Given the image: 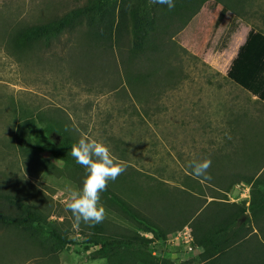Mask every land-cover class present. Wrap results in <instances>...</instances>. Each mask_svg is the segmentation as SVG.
Returning a JSON list of instances; mask_svg holds the SVG:
<instances>
[{
    "label": "rangeland",
    "instance_id": "374dc122",
    "mask_svg": "<svg viewBox=\"0 0 264 264\" xmlns=\"http://www.w3.org/2000/svg\"><path fill=\"white\" fill-rule=\"evenodd\" d=\"M88 1L0 0V192L26 198L77 243L58 257L44 256L24 231L0 230V264H108L91 260L96 247L85 245L88 227L99 219L109 231L124 228L153 237L65 171L52 151L61 137L45 123L31 133L42 154H19L12 141L27 118L64 120L81 137L93 167L132 201L167 193L178 207V195L191 194L248 207L252 192L246 183L231 184L264 174V134L257 130L264 127V105L227 78L249 30L264 33V0H247L241 13L206 0L183 31L167 38L162 53L137 62L141 80L131 84L120 51L97 45L83 28L49 46L16 48L12 37L21 28L49 22ZM232 23L239 29L223 51ZM246 219H252L250 212L242 222ZM174 234L155 241L152 255L203 264L194 242L176 241ZM47 237L42 232L40 241Z\"/></svg>",
    "mask_w": 264,
    "mask_h": 264
},
{
    "label": "trees",
    "instance_id": "16d2710c",
    "mask_svg": "<svg viewBox=\"0 0 264 264\" xmlns=\"http://www.w3.org/2000/svg\"><path fill=\"white\" fill-rule=\"evenodd\" d=\"M205 1L89 0L49 22L21 28L12 41L17 49L29 51L42 44L49 46L65 33L83 28L97 45L120 51L131 84L141 80L135 75L137 62L162 53L167 38L172 39L183 31ZM217 1L236 13L246 10L247 0ZM238 29L232 23L222 42L223 51ZM227 78L264 104L263 32L249 30L231 62ZM42 122L49 133H58L61 137L60 144L52 151L64 162L65 171L82 179L113 211L141 226L145 234L153 235L147 238L124 228L109 231L106 224L96 220L85 235L86 248L96 247L90 254L91 260H106L108 264H175L173 260L154 257L150 246L189 226L203 264H264V174L233 183L245 182L252 186L248 207L246 203L223 202L216 197L211 202L201 201L191 194H179L178 207L167 193L132 201L108 182L104 171L93 167L81 149V137L64 120L31 117L20 122L12 141L19 154L24 158L42 154L43 147L35 145L31 138L32 131ZM237 122L240 125L241 118ZM251 129L254 130L252 124ZM209 174L215 180L223 178V175ZM25 200L16 194L0 192V230L24 231L40 244L44 256L58 257L77 245L61 224L48 222L39 207L26 204ZM248 212L252 219L242 222ZM42 232L48 237L40 241Z\"/></svg>",
    "mask_w": 264,
    "mask_h": 264
},
{
    "label": "built area",
    "instance_id": "2783aa9c",
    "mask_svg": "<svg viewBox=\"0 0 264 264\" xmlns=\"http://www.w3.org/2000/svg\"><path fill=\"white\" fill-rule=\"evenodd\" d=\"M172 237L175 238L176 241H180V239H184L187 244L194 242L192 229L189 226H186L182 230L176 232L174 235H172Z\"/></svg>",
    "mask_w": 264,
    "mask_h": 264
},
{
    "label": "crops",
    "instance_id": "0c3cea01",
    "mask_svg": "<svg viewBox=\"0 0 264 264\" xmlns=\"http://www.w3.org/2000/svg\"><path fill=\"white\" fill-rule=\"evenodd\" d=\"M245 40H246V38H245ZM245 40L243 41V43L245 42ZM242 43V44H243ZM244 90V89H243ZM246 91V90H245ZM246 92H248V91H246ZM249 93V92H248ZM255 100H257L258 101V99L256 98V97H254L251 93H249ZM263 104V103H262ZM264 105V104H263ZM264 123V122H263ZM257 130H261L262 131V133L264 134V127H261V128H257ZM261 131H257L256 133H261ZM234 183V182H233ZM242 183V182H241ZM243 183H245V182H243ZM231 185H233V184H231ZM237 185H239V184H237ZM236 185V186H237ZM242 185H245L246 186V189L247 190H249L250 189V191H251V186L249 185V184H242Z\"/></svg>",
    "mask_w": 264,
    "mask_h": 264
}]
</instances>
